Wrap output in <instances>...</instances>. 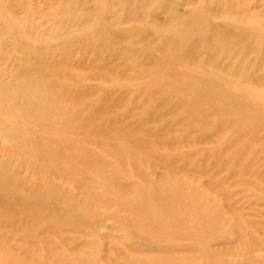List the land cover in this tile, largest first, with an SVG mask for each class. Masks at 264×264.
Segmentation results:
<instances>
[{"label": "rangeland", "instance_id": "1", "mask_svg": "<svg viewBox=\"0 0 264 264\" xmlns=\"http://www.w3.org/2000/svg\"><path fill=\"white\" fill-rule=\"evenodd\" d=\"M0 264H264V0H0Z\"/></svg>", "mask_w": 264, "mask_h": 264}]
</instances>
